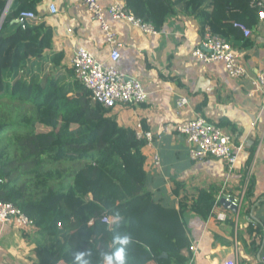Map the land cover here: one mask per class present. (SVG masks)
Instances as JSON below:
<instances>
[{
	"label": "trees",
	"instance_id": "obj_1",
	"mask_svg": "<svg viewBox=\"0 0 264 264\" xmlns=\"http://www.w3.org/2000/svg\"><path fill=\"white\" fill-rule=\"evenodd\" d=\"M9 1L0 0V202L14 203L32 220L39 233L34 264H75L76 253L85 251L92 253L91 264H101L100 254L111 250L117 234L133 239L129 264H188L181 253L190 245L183 215L209 219L218 190L201 188L194 196L175 182L173 193L184 191L177 204L150 190L142 150L147 141L121 126L63 64L50 25L39 17L18 21L23 11L38 13L43 0H12L6 9ZM260 1L125 2L158 31L181 11L236 47L244 38L239 24L258 25ZM262 202H250L249 211ZM105 213L111 223L102 221ZM252 231L258 249L260 228Z\"/></svg>",
	"mask_w": 264,
	"mask_h": 264
},
{
	"label": "crops",
	"instance_id": "obj_2",
	"mask_svg": "<svg viewBox=\"0 0 264 264\" xmlns=\"http://www.w3.org/2000/svg\"><path fill=\"white\" fill-rule=\"evenodd\" d=\"M110 2L101 0L104 6ZM52 4L56 13L50 10ZM37 14L53 28L54 50L64 53L66 67H71L79 47L88 49L101 62L109 61L111 44L106 31L80 0H43ZM106 19L115 41L120 43L118 67L139 79L147 91L144 103L119 105L110 111L121 126L153 134L152 142H146L142 149L149 175L147 187L176 204L184 191L175 195V182L184 184L194 196L199 189L212 187L219 194L225 190L243 198L237 212L217 203L209 219L186 212L183 222L190 245L182 249V255L188 264H221L225 260L264 264V202L249 211L250 202L264 197L263 94L255 91L249 96L253 79L264 68V18H259L252 36L243 33L244 38L234 47L248 72L242 79L228 76L221 61L206 63L194 56L196 47L202 46L205 30L194 15L180 11L168 17L158 34L146 33L110 15ZM182 97H187L188 103L179 107ZM196 116L218 123L236 144H243L233 171L219 158L192 160L187 139L176 128ZM155 154L161 158L159 165L154 163ZM248 188L253 193L249 199ZM215 211L225 212L226 219L214 218ZM258 228L263 234L256 235L255 243L260 247L255 249L252 230ZM34 232L35 228L24 230L12 223H0V264L37 262L39 233ZM191 245L196 247L195 252L190 250Z\"/></svg>",
	"mask_w": 264,
	"mask_h": 264
},
{
	"label": "built area",
	"instance_id": "obj_3",
	"mask_svg": "<svg viewBox=\"0 0 264 264\" xmlns=\"http://www.w3.org/2000/svg\"><path fill=\"white\" fill-rule=\"evenodd\" d=\"M80 1L89 10L91 18L99 22L102 29L106 31L108 41L111 44V52L109 61L101 62L88 49L84 47L77 48L71 64L75 76L92 91L93 99L106 108L114 109L119 105L144 103L147 99V91L144 84L139 79L125 73L117 65L121 57L120 43L115 41V34L111 31L106 17L110 15L114 19L126 20L146 33L158 34L159 31L152 23L144 22L136 17L122 0H111L107 6H104L101 0ZM258 4L263 6L262 1ZM50 10L52 13L57 12V8L53 4L50 6ZM32 18H38V14L34 11H23L18 21L24 23L27 19ZM260 18H264V11L260 12ZM239 27L246 37L253 35V31L249 27L243 24H239ZM193 54L198 60L206 63L223 62L228 76L232 78L242 79L248 76V72L241 64L239 53L234 46L222 36L214 33L207 25L204 30L202 46L196 47ZM253 85L254 89L249 92V96L252 97L255 91H260L263 94L262 101L264 106V68L253 79ZM187 103V97H182L178 101L179 107H183ZM176 130L187 139L192 160H203L208 157L219 158L226 162L230 172L234 170L244 146L243 144H236L232 136L225 132L218 123L212 122L203 116H196L179 124ZM136 134L138 138L147 142H152L153 140L152 132H141L139 130ZM160 162V156L155 154L154 163L159 165ZM222 197H225L227 201L238 207L243 203L242 197L234 196L225 192V190L219 194L217 203L220 202ZM216 206L217 204L214 208ZM215 212L214 218L217 220L223 221L226 219L225 212ZM102 221L111 223L113 219L109 214L105 213L102 216ZM0 223H12L19 229L24 230L35 228L32 220L22 209L11 202H0ZM59 226H61L60 223ZM190 250L195 252L196 247L191 245ZM221 264H235V262L233 260H225Z\"/></svg>",
	"mask_w": 264,
	"mask_h": 264
},
{
	"label": "clouds",
	"instance_id": "obj_4",
	"mask_svg": "<svg viewBox=\"0 0 264 264\" xmlns=\"http://www.w3.org/2000/svg\"><path fill=\"white\" fill-rule=\"evenodd\" d=\"M115 222H119L118 219ZM133 243V239L129 234H117L112 237L108 247L110 251L102 252L101 264H129L127 256V248ZM92 255L90 251L78 252L75 255V264H91L89 257Z\"/></svg>",
	"mask_w": 264,
	"mask_h": 264
},
{
	"label": "water",
	"instance_id": "obj_5",
	"mask_svg": "<svg viewBox=\"0 0 264 264\" xmlns=\"http://www.w3.org/2000/svg\"><path fill=\"white\" fill-rule=\"evenodd\" d=\"M9 2H10V3L8 4V6H7L6 9H8V7L10 6L12 0H10ZM0 25H1V24H0ZM220 202H221V204H222L223 206H225V207L228 208V209L233 210L234 212H237L238 209H239L238 206H235V205L232 204L231 202L227 201V200L225 199V197H222L221 200H220Z\"/></svg>",
	"mask_w": 264,
	"mask_h": 264
},
{
	"label": "rangeland",
	"instance_id": "obj_6",
	"mask_svg": "<svg viewBox=\"0 0 264 264\" xmlns=\"http://www.w3.org/2000/svg\"><path fill=\"white\" fill-rule=\"evenodd\" d=\"M39 131H40V133H47L48 129L45 130L44 128H41Z\"/></svg>",
	"mask_w": 264,
	"mask_h": 264
}]
</instances>
